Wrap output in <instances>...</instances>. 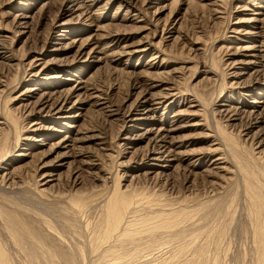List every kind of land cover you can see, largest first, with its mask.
I'll return each mask as SVG.
<instances>
[{"label":"rangeland","instance_id":"1","mask_svg":"<svg viewBox=\"0 0 264 264\" xmlns=\"http://www.w3.org/2000/svg\"><path fill=\"white\" fill-rule=\"evenodd\" d=\"M106 1H108V3ZM111 1L101 0L95 6L96 10L100 7V12L102 11L104 13L108 11L110 15H114L116 17L113 21L108 20L103 23L104 26H107L104 30L113 31L119 28L123 31L125 38L124 41L126 42L125 45L128 44L129 46L135 47L138 44H142L147 48L150 47L152 49L151 53H159L160 58L158 61L162 66H160L161 68H156L158 71L151 70L152 73H148V67H146L147 65L145 66V64H147V62L151 59L150 55H143V57L141 55H135L132 57H124V61L127 60L130 64L129 68L114 64L110 59H108V61L104 63L101 62L97 64L91 62L88 64L78 63L71 69V73L66 72L65 69L61 68V66L73 61L76 54L68 47L70 44L69 38H67V40H62V37L59 36L62 32H60V30L53 29V24L55 21H59L61 24L69 19H72L73 21L76 19V15L78 14L77 12L64 16L65 9L71 6V3H69L70 0H0V122L3 124H0V143L2 144V141L6 139V144H8L6 146H10V148L6 147L9 150H6L5 148L2 152L0 144V156H2V153L9 151L7 152V158L5 157V161H3L2 166L5 165V163L8 164L9 159L10 161H13L10 168H7L9 171L7 170L0 173V211H2L0 212V216L5 218L4 216L7 214L12 215L14 217L12 218L15 219V221L19 220L17 221L19 224L23 222L24 224L22 223L21 225L26 229L28 227H36V231L40 232V238L43 239V241L41 239L40 240L44 251L40 247L39 250L51 253V260L49 256L48 258H45L49 254L45 257H40L42 260L44 258L45 260L47 259V263L45 260L42 261L41 259L39 262V258L30 260L24 254L16 252L15 249L12 251L11 246L8 248V244L5 242L8 253L10 257L12 256V263L42 264V261L45 262L43 264H66V262H68V260H64L66 259L64 258L66 256L69 257L67 259L70 260V262H68L70 264L105 263L106 259L102 257V246L94 248L96 245L95 243H92L93 238L94 242L97 239V245H101L104 242L101 230H97L104 214V200L105 197L108 198L109 195L112 194L115 184L117 185V183L120 182L119 188L121 192H126L127 194L133 193V198L135 201L137 200V207L135 206L136 211L130 214L132 217L131 219L136 221L140 220V222H142L147 219V216L151 219L156 213L155 215L160 214L164 217H166V215L169 216L171 222L173 218L172 213L175 215L174 212L179 214V211L182 210L181 212L186 214H182L184 215L183 217L186 216L185 219L181 215L183 221L188 219V213L189 216L191 215L190 217L188 216L189 221L187 220L180 227V229L185 231L180 235L181 237H184H182L183 239H180V237L178 238V234L174 233L178 229L175 230L171 227L168 230H162V228H159L160 232L159 230L158 232L156 231L157 234H148L149 236L147 233L146 235L143 234L144 236H141H146L144 240L142 239L143 237L141 238L138 236L140 238L137 237L131 241V245L133 242L134 244H140L137 245V249L134 245H132L134 248L130 251L136 252L129 251L127 246L130 247L131 245H128L130 243L125 242L127 244L126 246L122 243V245L127 248L122 251H125V253L129 251L135 255L137 253L136 257H133L135 260H131L132 262L135 261L133 262L134 264L138 260L140 264H143L145 255L149 254L150 256L152 254L153 257H151L153 260L158 259L155 262L156 264H258L261 262V255L263 252L261 250V243H259V239L257 238V232L259 230L258 225L260 222L263 223L264 219L261 221L262 218L255 214V202L250 200V197L252 196H249L250 188L247 185H250L249 183L252 182L251 184L253 186L259 187H256V189H258L256 191L257 193H262V191L264 192V147H258L256 145V139H249L252 133L256 132L258 129L253 130L251 135H248L250 136L248 138V136H246L247 131H245V121L243 119L242 121L241 119L238 121L225 119L224 121V119L219 118L221 116L217 114L216 110H219L218 107H220V104L222 105L224 101L230 100L233 103H237L238 100L241 102L249 100L250 96L248 95L260 96V94H264V80L263 82H257L258 80H254L256 78V73H254L253 70H249L246 75L238 80L232 77L231 74L233 72V67L231 65L233 57L239 58L231 56L232 53L235 52L234 48L244 44L238 40V33L241 34V32L246 29L251 30L252 23L250 20L254 17L252 13L254 10H256V12H264V0H113L114 3ZM118 5L120 6L117 7ZM259 5L262 8H259ZM158 9H161L159 14L154 16L153 12ZM216 9L221 13L217 14V12H215ZM262 19L264 24V16ZM100 25L103 26L102 23ZM241 39L243 38L241 37ZM42 52L45 63L50 66L49 70L44 73L52 77L50 80L52 87H46V84L49 83H43L44 80H42V76L35 77L34 72L29 69V62L35 55ZM110 53L112 54V52L109 51L107 55H110ZM107 62L108 64H106ZM82 69L84 72H82ZM79 71L84 74L80 75ZM154 75H157L158 78L160 75L161 79H159L162 82H159V84L170 83L174 86L175 90L178 89L176 91L178 93L175 94L173 100H175L176 105L179 104L178 107L180 110H189L187 107H191L193 104H196L192 103L194 100H197L196 102L200 105V107L195 110L197 111V114L189 120V123H192V125L187 128L184 127L179 133L180 138L189 139V142L184 144L179 151L190 152L191 150H194L195 152H204L207 155L203 157L202 162L198 163L195 168H190L193 173L190 175L191 181L193 180L191 187L188 188V185H185V174H183L182 168H180V171L173 174L172 187L166 186L165 183H155L152 180H145L144 177H141V174L145 172V168H143L144 170L141 169V171L135 169L132 170V168L138 165V163L132 161H140V157L141 155H144L148 142H146V140L139 141L136 144L135 149L132 150L131 156L124 155L122 149H117L119 145L117 143L118 139H116V136L118 134L120 124L112 122L111 118L107 119V113L103 114L102 112H93L98 110L100 107L95 106L93 107V110L91 105L84 104V114H86L84 120L79 122L77 119L75 124L79 126L83 125L82 127H84V130L90 128V130H95L94 132L101 135L103 134L107 137V141L102 146L104 150L100 151V153H104V156L106 154L108 156L109 154L110 158L109 156L102 157V169L95 168L92 171L95 172L94 174L98 173L102 178L100 181H95L86 176V183L83 186L84 189H79L78 193L77 190H72L67 185L68 173L67 170H65L61 173V179H63L61 187L48 190V192L46 191L44 192L45 194L42 193V195L38 189L39 181L37 180L39 178H37V174L39 171L36 168H38L40 160L44 158V155L48 153L49 148L51 147H40L39 150L37 149L34 152L35 155L32 158H17V155L21 152L20 150L23 147L21 146V143L23 144L26 142V140L24 141V138L28 136L29 133H34L27 130L28 128L25 130L24 127L25 125L26 127L28 126L27 123H29V120H31L32 117H37L34 116V114L32 116H28L27 118L26 116L30 109L36 107L35 103L38 102L42 94H47L46 96H55L71 89L75 85L74 81L84 82L88 79L87 84L92 83V85L88 84L91 86L90 88L99 90L101 94L103 93L102 98L106 99L108 103L110 102L109 104H114L121 108L120 110H124V106L126 107L129 105L135 98L133 95V84L135 78H137L140 83H144L147 80L159 81V79ZM88 77L93 78L90 79ZM248 81L251 83L249 84ZM234 82H236V84H233ZM246 84L248 86H246ZM253 85H255V87H253ZM30 88L38 89V91H36L31 98L22 97L23 100L21 101V98L18 97L21 94V91L24 92ZM159 90L160 88L155 89L157 93ZM91 92L92 91H89V93ZM190 103L191 106H189ZM263 104L264 103L259 104L260 106L257 109V113L260 112L264 114ZM171 117L172 114H169L168 118H165L167 124L170 123V120L172 119ZM11 118L14 120H11ZM8 120L9 123H11L10 125L7 123ZM41 121L44 126L43 131L39 132L37 135L34 133L33 136L38 139V136L42 135L43 140H47L46 143H56L60 140V137H65L67 132L75 133L74 128H65L61 125L62 122L56 123L53 120L44 118ZM198 121L202 124L197 123ZM195 123L196 125H194ZM75 124L70 123L72 127ZM182 124L183 126L186 125L185 121L182 123L180 122V125ZM13 125H17L16 128H14ZM3 127L4 129L2 130ZM12 129L13 131H11ZM17 129H19V133H17ZM63 129L66 131L60 132V130ZM218 129L221 133H219ZM260 129L261 134L264 132V124L260 125ZM2 131L3 133H1ZM22 131L25 132L23 133ZM45 132H49V134H46ZM18 134L22 137L20 138ZM199 134L204 138L200 137ZM2 136L4 137L2 138ZM16 136L18 140L16 139ZM212 136L214 138H212ZM11 138L12 141L10 140ZM219 139H221V141H219ZM8 142L15 146H12L14 149ZM214 143L221 144V146H212ZM222 143L225 145L222 146ZM251 143L252 146L250 145ZM107 146L112 147L108 148ZM91 147L95 148L94 152L99 149V146L96 145H91ZM213 148H216V154L208 152L212 151ZM222 148H225V150ZM10 150L11 153L13 151L16 152L11 154ZM121 151L123 153H121ZM211 154H213V158L221 156L220 158L225 160V171L218 173V176L221 175L222 178L218 176L215 177L216 175L213 177H206V173H204V170H206L210 164L212 157L209 155ZM225 156H227V158ZM254 157L257 158L255 159ZM51 159L52 158L50 157L48 160ZM189 161L191 160H186V163L182 164V167H185ZM1 163L2 162H0V164ZM117 163L118 165H116ZM248 168L250 169L248 170ZM12 170L14 172H12ZM101 170H104L105 172ZM3 174L5 176H3ZM127 175L133 177L132 183L131 181L127 182ZM107 176L110 178H106ZM253 176L254 178H252ZM118 177L121 178L119 179ZM8 178H11V180L7 182ZM13 178L16 179L14 180ZM211 178L214 179L212 180ZM246 178H252L246 180L249 181L248 184L245 181ZM109 180L111 185L109 184ZM255 180H258L261 186L258 182L256 183ZM105 181L106 183H104ZM116 181L118 182L116 183ZM78 194H80L81 200L85 201L86 199L84 200L83 198L86 197L88 201H85L87 203L84 202V205H87V207L85 206L86 208L84 207L82 211L80 210L81 212L75 208L72 200L70 201L72 195L77 197ZM245 194L247 196H245ZM262 194L264 195V193ZM66 196H68V199H66ZM188 200H190V202ZM196 209L198 210L196 211ZM250 209L252 211H250ZM176 210L178 212H176ZM192 211L195 212L193 213ZM249 212L251 214L254 213L255 215L252 216ZM255 216L256 218H254ZM257 217L260 218V221ZM251 220L252 222H255L251 223ZM173 224L174 223H172L171 226H173ZM48 226L50 227L49 229L52 231L50 232L54 238L48 234ZM95 226L96 228H94ZM2 227L0 226V228ZM256 227L258 230H256ZM171 229L172 231H170ZM95 230H97V234H95ZM194 230H196V233ZM193 232L194 235L192 234ZM197 232L200 236H198ZM172 234L177 235L173 236ZM174 237H177L178 240ZM56 239L57 241H55ZM59 239L62 244L59 243ZM101 239L103 241H101ZM255 240L258 244L254 242ZM181 246L186 247L187 249V252L183 253L184 255L180 253L182 257L180 254L178 256V251ZM200 247L205 249V257L202 262L197 261L195 255V251ZM95 249H97V251ZM255 249L257 250L255 251ZM100 252L102 253L101 256ZM259 252L262 253L260 254ZM134 254H130V256ZM139 256H142L144 259H136ZM147 258L148 256L146 259ZM149 259L146 261H149ZM152 259L151 261H153Z\"/></svg>","mask_w":264,"mask_h":264},{"label":"bare ground","instance_id":"2","mask_svg":"<svg viewBox=\"0 0 264 264\" xmlns=\"http://www.w3.org/2000/svg\"><path fill=\"white\" fill-rule=\"evenodd\" d=\"M100 1L101 0H70L69 3H71V6L65 9L64 16L70 15L71 13H74V12H77L78 14L76 15V19H74V21L72 19H69V20H67V21H65V22H63L61 24H60L59 21L58 22L55 21L54 24L52 22L53 29L60 30V32H62V33L59 34V36L62 37L61 38L62 40L63 39L67 40V38H69L70 44L68 45V47L71 50H73L75 52V54H76V57H75V59L73 61L64 64L63 66H61V68L65 69L66 72L71 73L70 72L71 69L74 66H76L78 63H80V64H88L89 62H91V63L97 64V63H101V62L104 63V62L108 61V59H110L111 62L114 63V64L121 65V66H124L126 68H129L130 64L128 63L127 60L124 61V57H126V56L132 57V56H135V55H141L143 57V55H145V56L146 55H150L151 59L147 62V64H145V66L147 65L146 67H148L147 71H148V73H152L151 70L158 71V69H156V68H159L160 66H162L161 64H159V61H158V59L160 58L159 53L158 54L156 52H155V54H154V52L151 53L152 49L150 47L147 48L145 45H142V44H138L135 47L129 46L128 44L125 45L126 42L124 41L125 38H124L123 31L121 29H119V28L115 29L113 31H111V30L105 31L104 30V29H106L107 26H104L103 23L108 21V20H112L113 21V20L116 19V17L114 15H110V13L108 11H106L104 13L101 11L102 12L101 13L99 11V9H100L99 6H98L99 9L96 10L95 6ZM106 2L108 3V1H106ZM111 2L114 3L113 0ZM106 6H107V4H106ZM119 6L120 5H118L117 7H119ZM258 7L262 8L260 5ZM160 8H162V7H160ZM217 9H216L215 12H217V14L221 13L220 11H217ZM160 10L158 9V10L154 11L153 15L154 16L158 15ZM252 14H253L254 17L252 18V20H250L251 23H252L251 24V26H252L251 30L250 29L249 30L246 29L245 31H242L241 34L238 33V35H239L238 36L239 37L238 40L243 42L244 44H242V46L239 45L237 48H234L235 52H233L231 56H236V57H239V58H234L233 57V61L234 62L232 61V63H231V65L233 67L232 68L233 72L231 74H232V77H234V78H236V80H238V79L242 78L244 75H246L249 70H253L254 73H256V75H255L256 78L254 80H258L257 82H260V81L263 82V80H264V24H263L262 17L264 16V12H256V10H254ZM123 15H125V14H123ZM136 18H139V17H136ZM22 23H20V24H22ZM101 23H102L103 26L100 25ZM23 25H25V24H23ZM68 25H70V26H68ZM122 26H124V25H122ZM69 28H71V29H69ZM241 37L243 39H241ZM58 40H60V39H58ZM144 43H146V42H144ZM109 51H111L112 54L110 53V55H107V53ZM42 54H43V52L39 53V54H37V55H35L33 57V59L29 62V66H30L29 69H31L30 71L34 72V76L35 77L42 76L41 78H42V80H44L43 83H49V84H46V87H52L51 81H50L52 77L49 76L48 74L44 73V72L49 70L50 66H49V64L45 63L44 56ZM106 64H108V62ZM27 66H28V64H27ZM82 72H84L83 69H82ZM82 72L79 71L80 75L84 74ZM27 73H28V71H27ZM155 74H156V72H155ZM31 75H33V74H31ZM157 75H154V76H156L158 78ZM160 75H159V78L161 79ZM88 78L92 79L93 77H88ZM160 79H159V81L147 80L144 83H140L137 80V78H135L134 84H133V90H134V94L133 95H134L135 98H134L133 102H131L129 105H127L126 107L124 106V110L122 109L123 111L120 110L121 108H119L118 106H116L114 104H109L110 102L108 103L106 101V99L102 98V94L103 93L101 94L99 90H96L95 88H90L91 86H89L88 84L92 85V83H88L87 84L88 79L85 80L84 82L83 81H74L75 85L71 89H68L67 91H65L64 93L63 92L59 93L60 95L57 94L55 96L54 95L46 96L47 94L46 95L42 94V96L40 97L38 102L35 103L36 107L30 109L28 114H27V116H26V118H27L28 116H32L34 114V116H36L37 118H33L32 117L31 120L28 119L29 123H27L28 124L27 127L25 125V127H24L25 130H26V128H28L27 130H29L30 132H34L35 135L39 134V132L43 131V127L44 126H43L41 120H43V118H44V119L53 120L56 123L57 122H62L61 125L63 127H65V128H68V127L69 128H74L75 129V133L67 132L65 137H63V136L60 137V140L57 141L56 143H53V144L46 143L47 140H43L42 135H39L38 139L34 138V136H33L34 133L33 134L29 133V135L24 138V141L26 140V142L23 143V144L21 143V146H23V147H22V149L20 147V149H21L20 151L21 152L17 155L18 159L32 158L35 155L34 152L37 149L39 150L40 147H42V146H50L51 147V148H49L48 153H46V155H44V158L40 160L38 168H36L39 171L38 174H37V176H38L37 178H39L37 180V181H39V183H38L39 184V186H38L39 192L42 194V193H44L46 191L48 192V190H51L53 188L55 189V188L61 187V184H62V181H63V179H61V173H62V171H65V170H67V173H68L67 174V185L69 186L70 189L77 190L78 193H79L78 190L82 189L83 186L86 183V176L90 177L91 180L92 179L95 180V181H100L101 180L102 177L97 172H96L97 174H94L95 172H92V171L95 168H101L102 169V167H101V160L102 159L101 158L109 156V154H108V156H107V154L104 156V153H102V154L100 153V151L104 150L102 148V146L107 141V137L104 136L103 134L101 135V134H99L97 132H94L95 130L94 131L90 130V128L84 130V127H82L83 125L79 126V125L75 124V121L77 119L79 120V122L81 120H84V117L86 115V114H84V111H85L84 108H83L84 104L91 105L92 109L95 106L96 107H100L98 110H95L93 112L97 111V112H102L103 114L107 113V115H108L107 119L111 118L112 122L120 124L119 128H118L119 131H118V134L116 136V139H118L117 143L119 145L117 149H122V151L124 153L122 151H121V153H123L124 155L131 156L132 150L135 149L136 144L139 141L146 140V142H148L146 150L144 152V155H141V157H140L141 158L140 161L139 160L134 161L133 159H131V160H133L132 162L138 163V165L136 167L132 168V170L135 169V170H140L141 171V169L145 168V172H143L141 174V177H144L145 180L146 179L147 180H152L155 183H162V184L165 183L166 186H171L172 187L173 174L176 173L177 171H180L181 170L180 168H182V172H183V174H185V179H184L185 185H188V188H190L191 184H192V181H193V180L191 181V177H190V175L193 174L192 171L190 170V168H195L198 165V163L202 162V159H203V157L206 154L204 152H200V151L199 152H197V151L195 152L194 150L193 151L191 150L190 152L189 151L188 152H182L181 150L179 151V149L182 148V146L184 144L189 142L188 138H180L179 137V133L184 127L187 128V127H190L192 125V123L191 124L189 123V120H191L190 118L194 117V115L197 114V111H195V110L198 109L200 107V105H199V103L196 102L197 100L192 99V100H194L192 103H196V104H193L191 106V103H190L189 106H191V107H187V108H189V110H180L179 107H178L179 104L176 105L175 100H173L175 94L178 93V92H176L178 89L176 88L177 90H175L174 86H172V84H170V83H166L165 82L166 84H164V83H160L159 84V82H162V81H160ZM93 83H94V80H93ZM250 83L251 82H249V84ZM233 84H236V82H234ZM238 86H239V84H238ZM242 86H244V85H242ZM246 86H248V85L246 84ZM249 87H251V86H249ZM253 87H255V85H253ZM156 88H160L158 93L155 91ZM36 91H38V89L30 88V89L25 90L24 92L21 91V94L18 97L21 98V101H22L23 100L22 97L31 98V97H33L34 93H36ZM89 91H92V92L89 93ZM240 94H241V92H240ZM248 96H250V98L248 97L249 100H244L242 102L240 100H238L237 103L236 102L233 103L230 100L229 101H224V103H222V105L220 104V107H218L219 110L218 111L216 110V112H217V114H219L221 116L219 118L224 119V121H225V119L231 120V121H238L240 119L242 121V119H243L245 121L244 122L245 131H247L246 136L251 135L253 130L258 129L256 132L252 133L251 137L248 136V138L250 137L249 139H252V138L254 140L256 139V141H257L256 145L258 147H261V146L264 147V132L260 134V132H261L260 125L264 124V114H262L260 112L257 113L258 112L257 109L260 106L259 104L264 103V94L263 95L260 94V96H257V95H255V96L254 95H248ZM108 100H109V98H108ZM200 103H201V101H200ZM102 106H104V107H102ZM160 111H162V112H160ZM246 111H249V112H246ZM169 114H172V117H171L172 119L170 120V123L167 124L165 118H168ZM197 116H199V115H197ZM213 118H214V116H213ZM11 120H14V119L11 118ZM86 120H87V118H86ZM183 121H185V123H186V125H184V126H183V124L180 125V122L182 123ZM7 123L9 125L11 124V123H9V120H8ZM13 123H14V121H13ZM70 123L71 124L73 123L75 125L72 127V125H70ZM197 123H200V121H198ZM0 124L3 125L1 122H0ZM200 124H202V123H200ZM9 125H8V127H9ZM194 125H196V123ZM6 126H4V127H6ZM16 126H14V128H16ZM4 127L2 128V130L4 129ZM20 129H21V127H20ZM7 130H8V128H7ZM17 130H18L17 133H19V129H17ZM17 130H14V131H17ZM216 130H214V131H216ZM11 131H13V129ZM61 131L64 132L66 130L63 129V130H60V132ZM218 131H219V133H221L219 129H218ZM222 132H225V131H222ZM1 133H3V131ZM45 133L49 134V132H45ZM215 133H217V132H215ZM223 134H225V133H223ZM212 135L215 136L214 134H212ZM0 136H1V134H0ZM199 136H200V134H199ZM213 136H212V138H214ZM3 137L4 136H2V138ZM19 137L21 138L22 136L19 135ZM200 137H203V136H200ZM6 138H7V136H6ZM12 138H14V137H12ZM12 138L10 139L11 141H12ZM16 139H17V136H16ZM16 139H15V141H16ZM22 140H23V138H22ZM219 141H221V139H219ZM6 142L7 141L5 139L4 141H2V144L0 143L2 152L4 151V149L6 147L10 148V146H6V145H8V144H6ZM19 142H20V140H19ZM9 144L11 145V143H9ZM222 144H223L222 146L225 145L224 143H222ZM91 145L99 146V149H97V151L94 152L95 148H92ZM215 145H220L221 146V144H218V143H214V145L212 144V146H215ZM250 145L252 146V143ZM12 146H14V145H11V147ZM17 146H18V142H17ZM110 147H112V146H110ZM110 147H108V148H110ZM222 149L225 150V148H222ZM6 150H9V149L6 148ZM210 150H211V148H210ZM185 151H187V150H185ZM215 151H216V148L215 149L213 148L212 151H208V152L215 153ZM7 152H9V151H7ZM7 152L2 153V156H0V162H2L0 164V173H3L4 171H7L10 168V166L12 165L13 161H10V159H9V161H8L9 163L7 162L8 164L5 163V165L2 166L3 161H5V157L7 158ZM13 152L11 153V150H10L11 154H13ZM247 153H248V151H247ZM212 155L213 154L209 155L212 158L210 160V164H209L208 168L206 170H204V173H206V177H213L215 175H216L215 177H217L218 173L224 172L225 171L224 168H226L225 160L220 158L221 156L213 158ZM50 157L52 159L48 160ZM225 157L227 158V156H225ZM9 158H10V156H9ZM109 158H110V156H109ZM186 160H191V161H189L185 165V167H182V164L186 163ZM116 165H118V163ZM126 165H127V163H126ZM235 165H236V163H235ZM249 169L250 168H248V170ZM101 171H104V170H101ZM12 172H14V171L12 170ZM12 172H11V174H12ZM117 172H118V170H117ZM262 172H261V174H262ZM199 173H201V172H199ZM4 174H6V173H4ZM4 174H3V176H5ZM251 174H252V172H251ZM198 175H200V174H198ZM110 177H111V174H110ZM110 177L107 176L106 178H110ZM218 177H221V175L218 176ZM252 178H254V176ZM252 178H246L245 181L247 179H252ZM9 180H11V178H8L7 182ZM115 180H116V178H115ZM128 181L129 182L131 181V183H132L133 182V177L132 176H128L127 177V182ZM91 182H93V181H91ZM117 182L118 181H116V183ZM211 182H214V181H211ZM246 182L248 184L249 181H246ZM255 182L257 183L258 180L257 181L255 180ZM17 183H19V182H17ZM104 183H106V181ZM118 183H117L118 189H117V185L115 184V187L113 189L112 194L111 195L107 194V195H109L108 198L105 197V200H104L105 201L104 202V214H103V217L101 218V223L99 224V226L97 228V230L98 229L101 230L104 242L101 245L100 244L97 245V239L94 242V238H93V243L90 242L92 244L95 243L96 246L94 245L95 246V247L93 246L94 248H96L97 246H98V248L100 246H102V249H103L102 257L104 259H106V262L103 263V264H134L133 262H135V261L132 262L131 260H135V258H133V257L134 256L136 257L137 253H136V255L134 253H130V252H136V251H130V250H133L134 247L137 249V247H138L137 245H140V244H137V243L134 244V242H133V244H132V245H134V247H133L131 245V243H132L131 241L136 239L138 236H140L142 238L144 235H146V233H147V235L148 234H150V235L154 234V233H156V231L158 232L159 228H162V230H165V229L168 230L171 227L174 228L175 230L178 229V230H176V232H174V231L173 232L178 234V235L176 234L178 236V238L179 237H180V239L184 238L183 236H182L183 237L182 238L180 235L183 234L185 231L180 229V227L191 216V215L189 216V213H188L189 217L187 216L188 219L186 221H183V218L185 219V217H186V216L185 217H183V216L186 215V214L182 213L181 212L182 210L179 209V210H181V211H179L180 215L178 213H175L174 212L175 210L173 211L175 215H173V213H172V217L173 218H172L171 222H170L171 219L169 218V216L166 215V217H164V216H161L160 214L159 215H155L156 213L154 214V216L151 219L148 218V216H147V219L145 221L140 222V220H138L139 221L138 222V221H136L134 219H131L132 217L130 215L131 213H134L136 211V207H137L136 206L137 205L136 204L137 200L135 201V199L133 198L134 194L132 193L133 194V196H132V194H129V193L127 194L126 192L125 193L121 192V190L119 188L120 182H118ZM214 183H216V182H214ZM251 183H249L250 185H247L250 188V192H249L250 195L249 196H252V197H250V200H253L255 202V209H256L255 214L258 217H261L262 218L261 221H262L264 219V195L262 193H264V192L262 191V193H257L256 191L258 189H256V187L257 188H259V187L258 186L255 187ZM259 183L260 182H258V184ZM109 184H110V180H109ZM35 185H36V183H35ZM130 185H129V187H130ZM259 185L261 186V184H259ZM13 186H15V185H13ZM112 186H113V184H112ZM242 186H244V185H242ZM249 188H248V190H249ZM75 193H76V191H75ZM75 193H74V196H75ZM247 194H248V192H247ZM74 196L72 195L73 199L72 198L70 199V197H69V199H70V201L72 200V203L74 204V206H75V208L77 210H79V211L81 210L82 211L85 206L87 207V205H84L85 203L88 202L86 197L83 198V199L84 200L86 199L85 201H87V202L81 200L80 194H78L79 198H78V196L77 197H74ZM85 196H87V195H85ZM245 196H247V195L245 194ZM67 197L68 196H66V199H68ZM251 198H253V199H251ZM244 199H245V197H244ZM89 200H90V198H89ZM160 200H161V198H160ZM190 200H188V201L190 202ZM189 202H188V204H189ZM208 202H210V201H208ZM191 203H193V202H191ZM156 204H158V203H156ZM166 204H167V202H166ZM166 204H165V206H166ZM168 204H169V201H168ZM82 205H84V206H82ZM185 205H183V206H185ZM147 206H149V205H147ZM214 207H216V206H214ZM216 208H218V207H216ZM177 210H176V212H178ZM197 210L198 209H196V211ZM184 211H185V209H184ZM250 211H252V210L250 209ZM0 212H2V211H0ZM189 212H191V211H189ZM182 214H184V215H182ZM255 214L252 213L251 215L254 216ZM132 215H134V214H132ZM181 215H182L183 218H181ZM4 217L5 218H2L0 216V226L1 227L3 226L2 228H0V264H13L12 263V256L10 257V255L8 253V250L6 248V243L8 244L7 245L8 248H9V246H11V250L12 251H14V249H15L16 252L24 254L30 260H33L35 258H37V259L39 258V262H40V259L42 260V258H40V257H42V256L45 257L47 254H49V255H47V257H45V258H48V256L50 258L51 253L42 252V251L39 250V247L42 249L41 240L43 241V239L40 238V236H39L40 232L36 231L37 230V229H35L36 227L35 228L34 227L33 228L32 227L29 228L28 227L26 229L24 226L21 225L23 222L21 224H19L17 222L19 220L15 221V219H13L14 217L12 215L7 214ZM170 217H171V215H170ZM250 218H252V217H250ZM254 218H256V216ZM258 219L260 221V218H258ZM149 220H150V224H149ZM255 221H256V219H255ZM255 221H253V222H255ZM259 221H258V223H259ZM45 222H46V220H45ZM191 222H192V220H191ZM253 222L251 220V223H253ZM172 223H174L173 226H171ZM48 225L50 226V224H48ZM49 226H48V230H49L48 234H50L52 236V234H51L52 231H51V229H49L52 226H50V227ZM258 226H259V230L256 227V230H258L257 238L259 239V243H261V250H262L263 253L259 252L260 254L262 253V255H261L262 259L259 257L261 259V262H259L260 261L259 260L258 261L259 263L258 262L257 263L258 264H264V256H263V254H264V222L263 223L260 222V224ZM94 228H96V226ZM97 230H95V234H97V232H96ZM170 231H172V229ZM197 231H198V228H197ZM159 232H160V230H159ZM194 232L196 233V230H194ZM194 232L192 233L193 235H194ZM197 234H198V236H200L198 232H197ZM200 234H202V233H200ZM205 234H206V232H205ZM46 235H47V233H46ZM53 235H55V234H53ZM141 235H143V236H141ZM172 235L174 236L175 234H172ZM51 236H49V237H51ZM99 237H101V236H99ZM140 237H138V238H140ZM145 237H143L142 239L144 240ZM185 237H186V233H185ZM52 238H54V237L52 236ZM49 239H51V238H49ZM91 239H92V235H91ZM175 239H177V237ZM191 239H193V238H191ZM55 241H57V239ZM101 241H103V240L101 239ZM105 241H106L107 244L105 243ZM125 242L126 243H130L128 245L132 246V248H131V246L130 247L127 246V248H129L130 252L128 250H126V251H128L130 254H134V255L130 256V254L128 252L125 253V251H122V250L127 249L125 247L127 245ZM254 242H256V240ZM59 243H61V240H60ZM100 243H102V242H100ZM115 243H117V244H115ZM122 243L125 246L122 245ZM256 243L258 244V242H256ZM91 245H90V247H91ZM63 246H62V248H63ZM97 249H95V250L97 251ZM102 249H101V251H102ZM258 249H260V248H258ZM256 250L257 249H255V251ZM178 252H179L178 256H179L180 253L182 255H184L183 253H186L187 249H186V247L181 246L179 248ZM101 254L102 253L100 252V256H101ZM181 254H180V256H181ZM195 255H196L197 261L202 262L204 260V257H205L204 256L205 255V249L203 247L198 248L195 251ZM142 256L141 257L139 256L136 259H140V258L141 259H144V258L146 259V257L148 256V258L146 259V260H148L152 256V254H151V256H150V254L149 255H145L144 258ZM152 257L149 259V261H146L144 259L143 260V264H150L151 262H152L151 264H153V263H155L158 260V259L157 260L154 259L155 260L154 261L152 259ZM256 257H258V256H256ZM45 258L43 260H45ZM64 258H66L64 260H66V261L68 260V262H70V260L67 259V258H69L68 256H66ZM154 258H155V256H154ZM151 259L153 261H151ZM50 260H51V258H50ZM42 261H41L42 264L45 263V262H42ZM68 262H66V264H70ZM46 263H47V261H46ZM50 263H51V261H50ZM138 263L140 264V262H138Z\"/></svg>","mask_w":264,"mask_h":264}]
</instances>
